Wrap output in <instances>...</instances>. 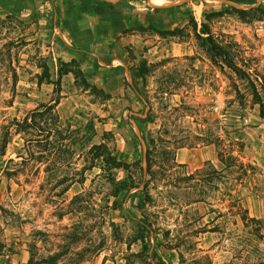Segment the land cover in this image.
Here are the masks:
<instances>
[{
	"label": "rangeland",
	"instance_id": "rangeland-1",
	"mask_svg": "<svg viewBox=\"0 0 264 264\" xmlns=\"http://www.w3.org/2000/svg\"><path fill=\"white\" fill-rule=\"evenodd\" d=\"M258 5L0 0V264H140L139 242L126 243L137 219L167 264H264V115L199 32L205 22L264 75ZM133 116L150 117L154 174ZM91 122L94 135L75 139ZM100 142L142 175L145 193L113 195L88 154Z\"/></svg>",
	"mask_w": 264,
	"mask_h": 264
},
{
	"label": "trees",
	"instance_id": "trees-1",
	"mask_svg": "<svg viewBox=\"0 0 264 264\" xmlns=\"http://www.w3.org/2000/svg\"><path fill=\"white\" fill-rule=\"evenodd\" d=\"M193 1H200V0H193ZM81 2L86 5V0H81ZM256 9L264 12V9L259 5L256 7ZM189 18L196 28L197 25L194 21V17L192 15H189ZM199 32L202 34H207V36L203 37V39L206 41L208 45L207 50L210 53V55H212L214 59L219 58L227 67H229L237 75L239 79L247 82L254 101L259 105L261 114L264 115V75L259 74V72H257L255 68L254 70H252L251 67H248L249 64L246 63L239 64L236 60L235 54L218 42L217 38L207 28V24L205 22L201 24ZM76 72H75L76 76L81 75V72L79 70H77ZM46 73H48V71H46ZM47 109H48V113H51L53 106L49 105ZM133 118L136 119L139 130L142 133V138L145 140L147 146L146 172L150 175L154 174V170L152 169L151 153L153 149L156 148V144L154 138H147L145 136L144 130L141 125L147 120L150 121V117L147 116L146 118H137L136 116H133ZM25 123L28 126L36 125L34 124V115L31 116L30 122H28V119L26 118ZM36 127L40 129L39 124H37ZM85 130L89 131L90 134L88 135L87 133L84 134L81 133L80 136L76 137L75 139H81L83 141L89 140V137L93 136L95 133V128L93 123L91 122L87 124ZM51 131L52 130L50 128L44 129L45 135L44 137L39 139V142L43 143V145L45 146H49L51 144L50 142ZM63 145L64 144L61 143V146ZM88 154L90 156L91 166L100 167L103 174H106L108 180L112 183L114 187V192H113L114 196H117L122 191L129 193V191L133 188H136L137 190L132 192L131 193L132 195L136 193L142 194L147 191L148 189L147 183L143 181L142 175H140L139 178L134 176V174L130 170L131 163L118 158L117 155L113 153L110 146H108L105 142L92 144L88 149ZM226 160L228 161L230 166L238 165V159L232 155L228 156ZM120 168L125 169L127 171V176L123 179L118 180L112 174V171L114 169H120ZM139 170L142 173L144 171L141 164L139 166ZM141 184H142V188L140 189ZM132 224H133V228H132L133 230L129 234L126 240L127 249H130L131 244L136 242H139L140 249L137 252H131V255L137 257L140 264H167L166 261L158 254L156 249L151 248V238H152L151 233H154V229L152 228L151 224H147L146 222H143L141 219L132 220ZM153 239L155 240V247H156V245H159L160 243L159 239L157 236H153ZM166 245L168 247H174L171 246V244H166ZM178 264H199V263L195 259L192 261H187L184 258V256H181V259Z\"/></svg>",
	"mask_w": 264,
	"mask_h": 264
},
{
	"label": "crops",
	"instance_id": "crops-1",
	"mask_svg": "<svg viewBox=\"0 0 264 264\" xmlns=\"http://www.w3.org/2000/svg\"><path fill=\"white\" fill-rule=\"evenodd\" d=\"M118 99H120V98H118Z\"/></svg>",
	"mask_w": 264,
	"mask_h": 264
}]
</instances>
